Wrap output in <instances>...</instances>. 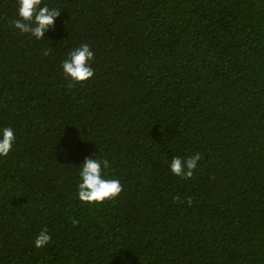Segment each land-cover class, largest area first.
I'll list each match as a JSON object with an SVG mask.
<instances>
[{
    "label": "trees",
    "instance_id": "trees-1",
    "mask_svg": "<svg viewBox=\"0 0 264 264\" xmlns=\"http://www.w3.org/2000/svg\"><path fill=\"white\" fill-rule=\"evenodd\" d=\"M45 2L61 15L37 41L0 0V126L17 135L0 264H264V0ZM81 43L95 74L77 83L60 65ZM195 153L193 177L170 172ZM89 154L122 185L100 205L77 199Z\"/></svg>",
    "mask_w": 264,
    "mask_h": 264
},
{
    "label": "clouds",
    "instance_id": "clouds-1",
    "mask_svg": "<svg viewBox=\"0 0 264 264\" xmlns=\"http://www.w3.org/2000/svg\"><path fill=\"white\" fill-rule=\"evenodd\" d=\"M61 11L51 8L45 0H17L18 19L12 21L13 27L20 34H27L37 41L45 39V33L55 26ZM50 50H45L47 56ZM95 53L90 44L81 43L79 46L69 50L65 59L61 61V69L64 75L72 82L82 83L88 81L95 74L92 67ZM17 135L15 129L8 126H0V158H5L13 150ZM201 155L195 153L189 157H172L169 170L175 176L183 179L193 177L198 167ZM77 172V199L83 204L100 205L108 200H113L122 191L119 179L106 178L109 161L99 157L97 154L86 155L78 164ZM52 236L47 227L37 234L34 246L45 248L50 245Z\"/></svg>",
    "mask_w": 264,
    "mask_h": 264
}]
</instances>
